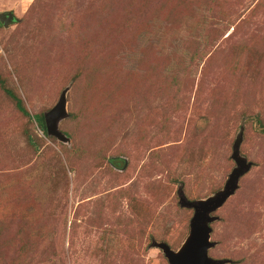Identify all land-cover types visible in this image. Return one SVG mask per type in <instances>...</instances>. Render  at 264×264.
<instances>
[{"label":"rangeland","instance_id":"1","mask_svg":"<svg viewBox=\"0 0 264 264\" xmlns=\"http://www.w3.org/2000/svg\"><path fill=\"white\" fill-rule=\"evenodd\" d=\"M0 264H264V0H0ZM12 95H10V94ZM64 97L47 134L42 117ZM15 99L26 111H20Z\"/></svg>","mask_w":264,"mask_h":264},{"label":"water","instance_id":"2","mask_svg":"<svg viewBox=\"0 0 264 264\" xmlns=\"http://www.w3.org/2000/svg\"><path fill=\"white\" fill-rule=\"evenodd\" d=\"M11 18L12 15L9 12L1 13L0 23L6 24ZM64 115V97L60 95L55 105L43 114L45 132L62 139V134L56 128V121ZM239 143L240 136L232 144L230 154L235 167L228 174L220 191L205 200L192 201L186 199L178 191L179 204L185 207H192L194 210L189 220V233L187 237L177 250H171L164 242H151V245L161 249L168 264H223L228 261L227 259L208 256L207 251L215 242L209 241L210 227L207 223L215 219V216H210L209 213L221 206L226 198L232 194L237 186V179L250 167V162H246L244 158L238 155Z\"/></svg>","mask_w":264,"mask_h":264},{"label":"trees","instance_id":"3","mask_svg":"<svg viewBox=\"0 0 264 264\" xmlns=\"http://www.w3.org/2000/svg\"><path fill=\"white\" fill-rule=\"evenodd\" d=\"M9 94H10V93H9ZM10 95H11V94H10ZM11 96H12V95H11ZM15 105H16V107H17L20 111H22L23 113L26 114V111L23 110V108L19 105V100L15 99ZM33 118H34L35 121L37 122L38 126H39L40 128H43V129H44L43 118H42V117H39V116H36V115H34ZM242 175H243V174H242ZM242 175H241V176H242Z\"/></svg>","mask_w":264,"mask_h":264}]
</instances>
